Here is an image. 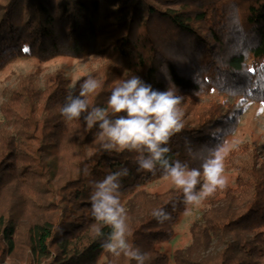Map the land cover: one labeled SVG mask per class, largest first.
I'll use <instances>...</instances> for the list:
<instances>
[{"label": "trees", "instance_id": "16d2710c", "mask_svg": "<svg viewBox=\"0 0 264 264\" xmlns=\"http://www.w3.org/2000/svg\"><path fill=\"white\" fill-rule=\"evenodd\" d=\"M94 54L111 62L95 76L103 87L89 99L97 106L132 75L159 89L170 84L178 95L228 93L264 104V0H0V70L20 58ZM84 79L71 90L62 70L46 75L43 87L25 75L2 102L0 264H136L102 249L89 199L94 180L124 167L129 242L148 253L145 264H264V152L254 150V161L240 167L245 174L208 197L190 242L170 252L165 244L185 215L182 190L149 189L161 170H138L136 153L105 152L97 128L61 116ZM216 99L183 116L170 159L198 167L190 151L206 154L231 138L237 111ZM157 208L171 219L159 223Z\"/></svg>", "mask_w": 264, "mask_h": 264}, {"label": "clouds", "instance_id": "9594fccd", "mask_svg": "<svg viewBox=\"0 0 264 264\" xmlns=\"http://www.w3.org/2000/svg\"><path fill=\"white\" fill-rule=\"evenodd\" d=\"M102 87L96 77L85 78L79 85L78 95L66 96L67 103L60 107L61 116L66 121L83 119L85 131L97 128L95 138L105 152L136 153L138 170L150 173L161 170L165 178H170L182 190L185 215L191 211L189 206L199 205L227 186L226 142L209 148L206 154L193 155L190 151L189 155L200 161L198 167L169 158V142L184 128V113L180 107L184 97L178 95L174 87L168 84L165 89L155 88L141 76L132 75L111 89L106 106L92 104L89 98ZM84 174L88 175L87 168ZM128 174V168L124 167L92 182L91 215L101 226L96 228V235L103 237L104 251L145 264L148 253L129 242L128 214L121 200V180ZM152 215L159 223L171 219L164 208L154 209ZM104 227L110 229L106 237Z\"/></svg>", "mask_w": 264, "mask_h": 264}, {"label": "rangeland", "instance_id": "374dc122", "mask_svg": "<svg viewBox=\"0 0 264 264\" xmlns=\"http://www.w3.org/2000/svg\"><path fill=\"white\" fill-rule=\"evenodd\" d=\"M110 62L105 56L94 54L89 58H77L74 56H60L46 62H39L37 59L20 58L8 63L0 70V108L2 102L11 90L17 87L19 78L25 75H33L39 87H43L46 75L62 70L69 81L71 90L76 84L86 76H96L100 67L104 63ZM105 63V64H106ZM111 63V62H110ZM184 97L181 109L185 117H192L195 111L208 108L216 98L226 99L232 107H235L238 115V126L231 138L227 141V155L224 161V175L227 183H231L239 174H245L241 166L254 161V150L264 152V104L240 98L234 94H223L216 96L213 93L209 96H196L187 93L179 94ZM217 100V99H216ZM261 160V159H260ZM259 160V161H260ZM258 161V162H259ZM260 163V162H259ZM177 188L170 178L162 177L150 185L151 190L174 189ZM208 198L199 205L189 206L191 211L184 215L180 224L177 226L176 239L165 244L170 252L177 248L187 245L191 240L190 227L194 220L198 219L202 213L203 206ZM2 264H12L3 262ZM14 264H25L23 261Z\"/></svg>", "mask_w": 264, "mask_h": 264}, {"label": "snow or ice", "instance_id": "6c2138e0", "mask_svg": "<svg viewBox=\"0 0 264 264\" xmlns=\"http://www.w3.org/2000/svg\"><path fill=\"white\" fill-rule=\"evenodd\" d=\"M25 51H27V49H25Z\"/></svg>", "mask_w": 264, "mask_h": 264}]
</instances>
